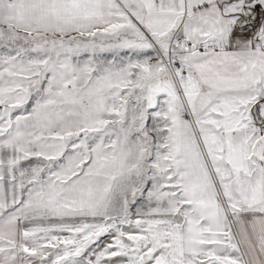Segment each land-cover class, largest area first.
<instances>
[{
  "label": "snow or ice",
  "instance_id": "1",
  "mask_svg": "<svg viewBox=\"0 0 264 264\" xmlns=\"http://www.w3.org/2000/svg\"><path fill=\"white\" fill-rule=\"evenodd\" d=\"M0 264H264V0H0Z\"/></svg>",
  "mask_w": 264,
  "mask_h": 264
}]
</instances>
